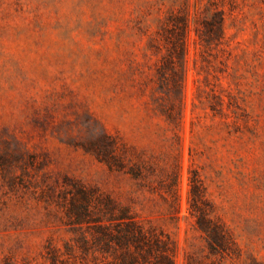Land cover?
<instances>
[{"label":"rangeland","instance_id":"1","mask_svg":"<svg viewBox=\"0 0 264 264\" xmlns=\"http://www.w3.org/2000/svg\"><path fill=\"white\" fill-rule=\"evenodd\" d=\"M80 190L140 264H264V0H0V264L118 262Z\"/></svg>","mask_w":264,"mask_h":264},{"label":"trees","instance_id":"2","mask_svg":"<svg viewBox=\"0 0 264 264\" xmlns=\"http://www.w3.org/2000/svg\"><path fill=\"white\" fill-rule=\"evenodd\" d=\"M191 193L192 199L194 198L191 208L195 212L198 210L195 206L198 192L194 188ZM69 213L72 215L70 216L72 224H87L96 233L95 239L97 241L104 242L105 245L110 247H114L113 243L117 246H124L125 251L122 258L118 262H112V264H140L139 258L145 260L149 255L155 256L158 262L166 258L160 240L149 236L124 212H120L115 216L109 213L106 214L100 202L84 190H80L78 199L71 202ZM197 224L200 231L210 240L215 243L222 241V235L218 228H210L202 220ZM113 231L115 234L112 233ZM131 246L134 251H131ZM167 264H172V262L169 260Z\"/></svg>","mask_w":264,"mask_h":264}]
</instances>
